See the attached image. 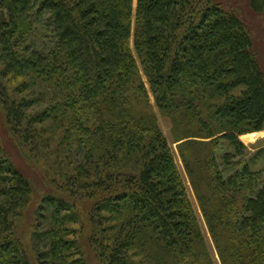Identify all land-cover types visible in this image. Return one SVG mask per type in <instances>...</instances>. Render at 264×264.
Wrapping results in <instances>:
<instances>
[{"label": "trees", "instance_id": "1", "mask_svg": "<svg viewBox=\"0 0 264 264\" xmlns=\"http://www.w3.org/2000/svg\"><path fill=\"white\" fill-rule=\"evenodd\" d=\"M200 1L0 0V63L6 72H33L73 90L64 106L84 139L87 164L77 168L82 180L70 176L83 191L75 202L46 193L40 219L47 228H34L31 247L18 223L33 184L0 147V264H89L91 252L100 264H216L150 109L132 49L134 17L135 51L157 107L177 126H191L176 141L221 264H264V184L244 198L239 216L242 179L258 175L246 167L225 179L216 161L220 140L241 156L239 137L264 129V72L239 16ZM249 1L264 13V0ZM34 8L50 15L54 64L14 49L19 15ZM2 97L11 126L32 123L29 104L17 106L5 90ZM233 157L224 155V163ZM79 221L88 228L85 237L71 226Z\"/></svg>", "mask_w": 264, "mask_h": 264}, {"label": "rangeland", "instance_id": "2", "mask_svg": "<svg viewBox=\"0 0 264 264\" xmlns=\"http://www.w3.org/2000/svg\"><path fill=\"white\" fill-rule=\"evenodd\" d=\"M212 1L222 4L228 11L236 13L245 23L253 39L257 59L264 72V13H256L251 8L249 0ZM200 3L204 7L207 1L201 0ZM136 5L137 0H135ZM1 11L2 8H0V13ZM132 22V49L139 67L140 76L146 84L150 109L156 116L158 125L168 140L185 188L186 197L198 217L204 238L210 247L216 264H221L190 177L185 169L179 149V144L182 141H176L186 136L188 134L187 130L191 126L187 123H178L177 126L171 116L162 114L157 107L155 97L144 73L142 60L137 55L134 47L135 17ZM18 24L19 29L13 38L14 44H18L14 48L15 51L28 59L33 57L32 53L38 52L45 57H52L48 63L54 64L57 38L49 13L40 14L37 8L31 9L19 15ZM3 90L8 93L12 102H16L17 106L21 103H24V106L29 104L25 107L26 117L31 119L32 123H26L25 121V126L21 125L20 127L11 126L8 123L2 103ZM71 95L74 96V92L65 83L59 85L56 81L50 82L49 77L33 72H29L27 75H16L14 72H6L5 66L0 63V147L3 150L4 158L10 159L16 168L31 179L33 184V194L22 211L18 223L19 232L28 236L31 247L34 241L30 238L34 228H47L48 220L40 219V209L43 206L42 201L46 193L51 192L56 196L70 198V201L75 202L78 199V195L83 192L80 190L78 183L73 185V182L70 181V176H76L79 180H82L80 176L76 175L77 168L87 165L83 156L84 139L80 132L74 129L73 124H71V112L64 106L67 97H71ZM57 104H60L61 108L56 115L44 122L33 121L40 115L42 116L45 111H51ZM252 133H257V135L251 142L243 141V135L239 137L246 147L244 155L237 156L234 147L225 140L219 141V146L216 150V161L225 179L237 172L243 173L246 167L251 173L258 175L256 178L244 177L242 179V190L236 196L239 216L244 212V198L251 194L255 195L264 184V129ZM226 154L234 156L232 164L229 166L223 160ZM96 176L93 175L89 181L96 180ZM81 182H84V180ZM92 203L93 200H90L79 205L84 208L85 205L89 207ZM79 212L82 215L86 213H83L80 207ZM44 214L47 215L48 213L45 211ZM80 223L79 221V223L71 224V226L77 229L78 234L84 230V234L82 233L81 235L85 237L86 234H89L88 228L80 226ZM84 224L88 225V223ZM90 254L89 264H100L95 255L92 252Z\"/></svg>", "mask_w": 264, "mask_h": 264}, {"label": "bare ground", "instance_id": "3", "mask_svg": "<svg viewBox=\"0 0 264 264\" xmlns=\"http://www.w3.org/2000/svg\"><path fill=\"white\" fill-rule=\"evenodd\" d=\"M256 135H257V133H250V134H247V135H243L242 136V140L246 141V142H251V141L254 140Z\"/></svg>", "mask_w": 264, "mask_h": 264}]
</instances>
